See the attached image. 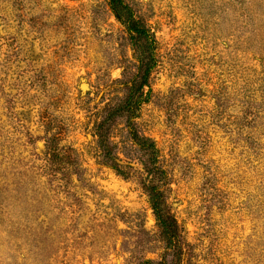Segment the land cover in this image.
I'll return each instance as SVG.
<instances>
[{
  "label": "rangeland",
  "instance_id": "rangeland-1",
  "mask_svg": "<svg viewBox=\"0 0 264 264\" xmlns=\"http://www.w3.org/2000/svg\"><path fill=\"white\" fill-rule=\"evenodd\" d=\"M122 2L141 46L107 0H0V264H264V0Z\"/></svg>",
  "mask_w": 264,
  "mask_h": 264
},
{
  "label": "trees",
  "instance_id": "trees-1",
  "mask_svg": "<svg viewBox=\"0 0 264 264\" xmlns=\"http://www.w3.org/2000/svg\"><path fill=\"white\" fill-rule=\"evenodd\" d=\"M107 1L111 5L116 19L122 22L127 30L130 31L135 43H137L138 46H141L143 41H149L145 29H143L140 23L134 19L130 9L124 5L122 0ZM141 68L142 72L139 82L137 85H134L131 88L132 94L126 98L124 102H121L112 108L111 113L114 116L128 114L129 119H132L135 116L139 106L138 100L141 95V90L147 84V75L150 70V65L147 63ZM97 138L100 147L104 148L107 154V141L104 135L99 132V130L97 133ZM132 139L141 151L140 161L144 172L146 173L147 177H149L146 191L148 194L150 207L152 209L162 239L166 248L170 252L180 255L181 250L179 245L180 240L177 232V224L175 219L168 212V209L165 205L164 193L161 189L163 187V183L161 182L162 177H160L162 172L156 165L155 146L150 139L143 138L135 134L132 135Z\"/></svg>",
  "mask_w": 264,
  "mask_h": 264
}]
</instances>
